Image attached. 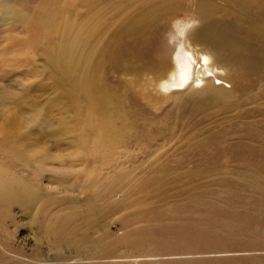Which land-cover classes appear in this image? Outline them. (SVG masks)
<instances>
[{
  "label": "rangeland",
  "instance_id": "1",
  "mask_svg": "<svg viewBox=\"0 0 264 264\" xmlns=\"http://www.w3.org/2000/svg\"><path fill=\"white\" fill-rule=\"evenodd\" d=\"M0 5V101L57 89L67 108L1 130L0 264H264V0ZM51 22L86 26L59 76L43 63ZM200 27L244 55L210 78L227 100L195 87Z\"/></svg>",
  "mask_w": 264,
  "mask_h": 264
},
{
  "label": "bare ground",
  "instance_id": "2",
  "mask_svg": "<svg viewBox=\"0 0 264 264\" xmlns=\"http://www.w3.org/2000/svg\"><path fill=\"white\" fill-rule=\"evenodd\" d=\"M4 19V11L3 9H1L0 5V25H3ZM52 23L53 22H51V24ZM260 25H262V23L260 20H258L256 23H254V28L259 29ZM50 26V31L47 30V33L45 35L49 39V46L43 53V63L45 67L47 66L51 68V70L55 69V76V74L57 75L58 73L63 72V70L66 71L65 69H61V65H59V62L60 64L64 65L65 68H68V70H71L74 66L69 65L67 61H60L61 56L67 55L69 62H75L76 64L80 63V60L77 58V55L75 53L74 47L75 44H77L80 36L83 35V32L85 34L86 26L82 25L78 31L71 30L72 28H74L71 23H59L57 25L52 24ZM207 27H200L195 29L190 37V41L188 42L190 46L197 49L191 55H189V59L194 67V77L196 81L195 87H197L199 83L204 81V85L202 86L203 91H205L212 98L227 100L230 97V92H228V90L222 89L220 87L221 83L219 81L216 84H212L210 82V78L214 75H222L220 69H224V71L226 69L232 75L239 74L241 72V69L245 67L244 55L241 52V47L238 46V43L219 35L218 33L212 31ZM33 31L34 33L36 32L35 36H37V30ZM26 33L29 35L31 32L29 31L28 33L27 31ZM35 36L34 39H36ZM54 37L57 38V40H53ZM30 40L32 42L33 39H29V42ZM178 50L179 53L183 55V47H178ZM179 53H177V55ZM62 75L63 74H61L60 77ZM57 76H59V74ZM178 76L179 75L176 74L175 78L177 79ZM60 85L62 86V84ZM53 88H55V86ZM53 88H51V90ZM168 88L170 90L173 89L172 84H170ZM40 90L42 91V88ZM55 90L59 92V90ZM57 92L53 93L52 91L51 93H49V95L41 97L40 100H32L31 102L27 103L26 101L21 102L22 100H19V102H14V104L9 105L6 101V104L0 101V135L3 133L1 130L5 129L7 130L8 134L18 137L26 134L27 130L32 132L31 129L36 128L39 124H48L49 126V122L51 125V121L49 120L50 115L48 114L54 111L58 116L56 117L55 122L58 124L65 122L64 117H67V108L64 100L65 98L63 99V96L59 95V93ZM47 93L48 92L46 91L45 94ZM25 100L29 99L25 98ZM88 124L89 122H86L83 127H86ZM7 132L5 134H7ZM8 134L7 136H5L8 137ZM59 157L60 155L58 154L55 156L56 159H58ZM90 170H92V168ZM10 194L11 192L9 193L7 191L0 190V197L2 198Z\"/></svg>",
  "mask_w": 264,
  "mask_h": 264
}]
</instances>
